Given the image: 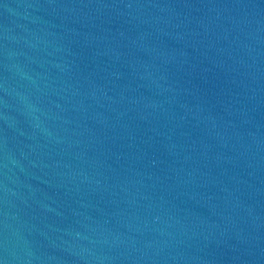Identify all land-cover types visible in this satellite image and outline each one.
I'll return each mask as SVG.
<instances>
[{"label":"water","instance_id":"95a60500","mask_svg":"<svg viewBox=\"0 0 264 264\" xmlns=\"http://www.w3.org/2000/svg\"><path fill=\"white\" fill-rule=\"evenodd\" d=\"M3 264H264V0H0Z\"/></svg>","mask_w":264,"mask_h":264},{"label":"snow or ice","instance_id":"6c2138e0","mask_svg":"<svg viewBox=\"0 0 264 264\" xmlns=\"http://www.w3.org/2000/svg\"><path fill=\"white\" fill-rule=\"evenodd\" d=\"M0 264H3V261H0Z\"/></svg>","mask_w":264,"mask_h":264}]
</instances>
